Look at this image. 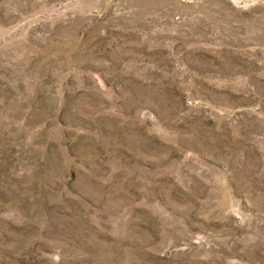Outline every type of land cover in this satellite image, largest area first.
Masks as SVG:
<instances>
[{
  "label": "rangeland",
  "instance_id": "obj_1",
  "mask_svg": "<svg viewBox=\"0 0 264 264\" xmlns=\"http://www.w3.org/2000/svg\"><path fill=\"white\" fill-rule=\"evenodd\" d=\"M0 264H264V0H0Z\"/></svg>",
  "mask_w": 264,
  "mask_h": 264
}]
</instances>
